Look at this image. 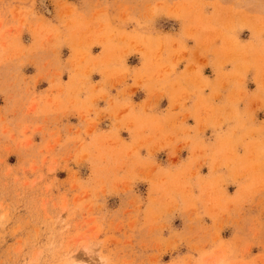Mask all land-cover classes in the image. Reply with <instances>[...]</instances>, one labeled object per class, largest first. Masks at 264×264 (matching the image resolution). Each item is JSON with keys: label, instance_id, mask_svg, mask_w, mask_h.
I'll use <instances>...</instances> for the list:
<instances>
[{"label": "rangeland", "instance_id": "374dc122", "mask_svg": "<svg viewBox=\"0 0 264 264\" xmlns=\"http://www.w3.org/2000/svg\"><path fill=\"white\" fill-rule=\"evenodd\" d=\"M0 264H264V0H0Z\"/></svg>", "mask_w": 264, "mask_h": 264}]
</instances>
